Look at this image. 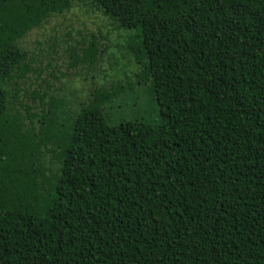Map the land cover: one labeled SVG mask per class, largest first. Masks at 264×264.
<instances>
[{
    "label": "trees",
    "instance_id": "16d2710c",
    "mask_svg": "<svg viewBox=\"0 0 264 264\" xmlns=\"http://www.w3.org/2000/svg\"><path fill=\"white\" fill-rule=\"evenodd\" d=\"M73 1L0 0V264H264V0H83L139 68L86 103L24 88ZM66 42L74 75L107 52ZM137 87L156 110L111 124Z\"/></svg>",
    "mask_w": 264,
    "mask_h": 264
},
{
    "label": "rangeland",
    "instance_id": "374dc122",
    "mask_svg": "<svg viewBox=\"0 0 264 264\" xmlns=\"http://www.w3.org/2000/svg\"><path fill=\"white\" fill-rule=\"evenodd\" d=\"M113 25L98 9L90 7L83 0H74L69 11L51 17L42 28L31 31L21 41V45L27 52L32 51L36 54L42 72L40 77L32 78L31 82H27L24 88L32 94L46 92L48 96L54 97H65L70 91V93H75V98L80 99L79 102L86 103L85 100L91 86L110 88L112 85L118 84L117 82L125 85L129 82L127 79L136 80L135 72L139 68L132 55L130 53L124 55V48L119 52L114 48V45H126V33L114 30ZM101 34H107L108 38L102 37ZM91 36L95 38L101 48L107 50L108 53L106 52L105 56L113 53L115 60L111 59V61L106 62L105 56H103L97 69L77 68L75 70L76 75H74L73 70L65 69L67 62H69L66 52L59 50L52 53L46 49V46L52 45L55 40H67L66 43L73 46L75 41H80L83 38L86 42L90 40ZM68 37L73 38V40H68ZM57 45H59V41ZM49 63L51 67L47 66ZM55 65L57 68L59 67L58 71H54L56 70ZM59 69L61 74H59ZM142 88H131L110 104L107 114L111 124H116L119 119L129 118L133 115L140 116L143 109L151 114L156 110L154 100L150 102L148 97L142 96L140 97L142 101H137L130 97V95H138ZM70 93L68 94L69 98ZM136 101L143 105V108L139 109L140 111L137 110ZM35 111L40 112L41 108L38 107Z\"/></svg>",
    "mask_w": 264,
    "mask_h": 264
}]
</instances>
